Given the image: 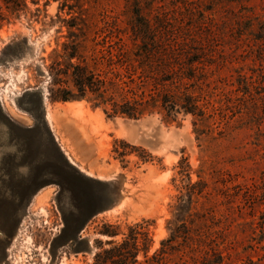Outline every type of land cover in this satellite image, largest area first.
Here are the masks:
<instances>
[{"label": "rangeland", "instance_id": "rangeland-1", "mask_svg": "<svg viewBox=\"0 0 264 264\" xmlns=\"http://www.w3.org/2000/svg\"><path fill=\"white\" fill-rule=\"evenodd\" d=\"M136 4L204 46L202 118L108 119L86 102L48 101L39 72L70 42L67 26L130 47ZM198 184L193 245L151 264H214V252L264 264V0H0V264H92L144 223L150 258Z\"/></svg>", "mask_w": 264, "mask_h": 264}, {"label": "trees", "instance_id": "trees-1", "mask_svg": "<svg viewBox=\"0 0 264 264\" xmlns=\"http://www.w3.org/2000/svg\"><path fill=\"white\" fill-rule=\"evenodd\" d=\"M146 11L148 16L139 5L134 6L130 47L108 36L101 42L88 40L90 28L67 26L70 42L53 51L46 73L39 72L48 79V101L86 102L108 119L139 120L154 113L172 122L179 116L202 118L204 113L194 91L199 78L206 77L205 67L210 65L204 46L188 32H178L167 13L153 10L152 5ZM199 186H190L178 198L168 223L169 239L152 257H148L152 245L149 224L144 223L129 227L120 242H106L108 248L100 247L92 264L159 263L164 255L175 251L174 244L179 241L192 246L195 229L191 214L195 194L202 193ZM101 234L111 239L119 235L113 226H105ZM212 256L214 264H223L220 253Z\"/></svg>", "mask_w": 264, "mask_h": 264}, {"label": "water", "instance_id": "water-1", "mask_svg": "<svg viewBox=\"0 0 264 264\" xmlns=\"http://www.w3.org/2000/svg\"><path fill=\"white\" fill-rule=\"evenodd\" d=\"M41 96H42V94H41Z\"/></svg>", "mask_w": 264, "mask_h": 264}, {"label": "bare ground", "instance_id": "bare-ground-1", "mask_svg": "<svg viewBox=\"0 0 264 264\" xmlns=\"http://www.w3.org/2000/svg\"><path fill=\"white\" fill-rule=\"evenodd\" d=\"M70 106V105H69Z\"/></svg>", "mask_w": 264, "mask_h": 264}]
</instances>
